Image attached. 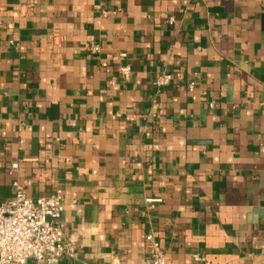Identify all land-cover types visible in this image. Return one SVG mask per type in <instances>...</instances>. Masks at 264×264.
<instances>
[{"label": "crops", "instance_id": "1", "mask_svg": "<svg viewBox=\"0 0 264 264\" xmlns=\"http://www.w3.org/2000/svg\"><path fill=\"white\" fill-rule=\"evenodd\" d=\"M15 184L63 196L59 264H142L149 233L166 264H264V0H0V204Z\"/></svg>", "mask_w": 264, "mask_h": 264}, {"label": "built area", "instance_id": "2", "mask_svg": "<svg viewBox=\"0 0 264 264\" xmlns=\"http://www.w3.org/2000/svg\"><path fill=\"white\" fill-rule=\"evenodd\" d=\"M167 22L173 24L175 18L169 17ZM98 52L97 45L90 47L92 55ZM126 58V53L112 57L115 62H123L119 69V78L123 81H129L132 75L131 65L124 63ZM172 80L171 74L162 73L155 78L154 85L159 92ZM109 82L114 84L115 79ZM193 87L192 82L189 89ZM16 167V164L13 165V168ZM161 202L159 197L145 198L151 209ZM63 211L64 198L61 194L31 199L20 185L15 184L13 198L0 204V264H27L30 260L40 264H59L63 259H75L76 247L66 240L60 222ZM145 240L149 255L142 264H166L165 255L153 234H147ZM192 258L199 264H215L199 253L192 254Z\"/></svg>", "mask_w": 264, "mask_h": 264}, {"label": "water", "instance_id": "3", "mask_svg": "<svg viewBox=\"0 0 264 264\" xmlns=\"http://www.w3.org/2000/svg\"><path fill=\"white\" fill-rule=\"evenodd\" d=\"M74 264H77L76 262Z\"/></svg>", "mask_w": 264, "mask_h": 264}]
</instances>
